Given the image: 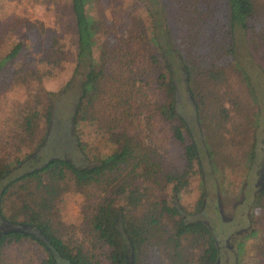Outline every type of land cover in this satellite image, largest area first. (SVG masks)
<instances>
[{
    "label": "rangeland",
    "instance_id": "obj_1",
    "mask_svg": "<svg viewBox=\"0 0 264 264\" xmlns=\"http://www.w3.org/2000/svg\"><path fill=\"white\" fill-rule=\"evenodd\" d=\"M146 1L156 14L158 5L151 0H95L92 12L99 16L103 27L99 34L100 45H108L111 51L114 49L111 45H120L134 31L139 37L147 31L151 39L152 24ZM255 3L256 26L252 42L242 29H237L235 56L228 50L224 34L223 0H211L214 11L205 23H199L202 27L199 34L187 20L175 24L174 36L179 50L173 51L168 59L175 72L178 90L176 108L192 129L202 164V172L191 171L188 185L180 192L176 191V182L168 176L185 172L186 159L181 141L174 136L172 123L164 118L162 108L171 103L165 88L154 82L139 87L140 93L128 121L120 120L121 111L116 113V126L130 128L136 140L146 142L145 151L155 164L153 168H159L152 174L154 182L150 181L152 178L144 179L143 192L147 196L145 205L133 211L137 218L148 206L166 201L169 206L176 205L189 222L207 223L213 235L217 233L221 244L226 245V236L219 230L230 225L223 223L222 216L230 217L234 203L251 198L253 227L236 233L230 264H264V186L258 180L264 177L261 165L264 157V0H255ZM159 36L167 51L169 41L164 35ZM77 40L72 0H0V59L17 43L25 47L18 59L20 62L12 67L18 70L24 66L25 70L13 76L12 69L6 71V68L0 75V167L6 174L0 181V205L4 212H0V229L5 227L3 219L17 228L24 225L22 207L37 191L36 183L32 182L28 188L19 186L2 197L10 180L44 165L53 157L68 159L78 166H89L100 155L123 148V140L118 134L123 128L116 129V138L105 134L108 142L96 145L95 140L93 144L97 129L105 133L108 130L102 117V107L109 98L104 91L98 97L101 100L96 103V114L90 109L89 122L83 126L84 138L95 149L87 147L84 152L73 136L71 111L81 77H77L72 89L67 91L65 87L76 69ZM100 45L96 55L103 58L104 50ZM150 52L151 47L148 54ZM180 53L193 69L191 78ZM55 60L59 64L54 65L52 61ZM137 69L132 67L119 74L122 66L116 65V100L119 104L128 94L126 83L132 80L134 84V78L139 76ZM163 70L153 66L156 75ZM141 78H137V85L146 82L142 83ZM107 79L102 81L105 91L111 85ZM47 91L56 94L52 101L54 128H65L68 136L58 141H44L41 145L48 129ZM35 110L39 113L36 129L34 136L29 137L24 120ZM94 115L100 120L98 123ZM253 150L256 159L252 156ZM17 159L24 162L19 164ZM66 173V180L61 183L63 196L55 203L52 218L64 241L72 245L84 238L82 233H76L84 220L89 198L88 193L76 188L70 172ZM127 179L133 188L141 181L140 177L128 176ZM248 188L252 190L250 195L246 192ZM88 191L89 194L98 192L96 188ZM119 198L121 206L125 203L123 194ZM90 199L97 200V197ZM160 221L165 242L175 233L177 218L163 215ZM181 240L189 264H203L205 243L192 234L184 235ZM171 249L163 245L145 247L143 264H169L167 257ZM44 257L41 248L31 242L6 243L0 252V264H43Z\"/></svg>",
    "mask_w": 264,
    "mask_h": 264
},
{
    "label": "trees",
    "instance_id": "obj_2",
    "mask_svg": "<svg viewBox=\"0 0 264 264\" xmlns=\"http://www.w3.org/2000/svg\"><path fill=\"white\" fill-rule=\"evenodd\" d=\"M151 1L158 5L157 15L147 1L145 5L152 24L151 39L147 31L142 37H139L134 31L124 38L120 45H111L114 49L110 51L108 45H100L99 34L103 27L99 22V16L92 12L95 0H72V12L78 36V51L74 76L65 87L67 91L73 88L77 77H81L79 89L75 93L74 109L71 111L73 136L84 152L87 147L95 149V146H89V142L84 138L86 132H84L83 126L90 119L88 115L92 109L96 114L98 109L96 103L101 100L98 97L104 91L107 92L109 98L102 107L104 111L102 117L105 122L104 127L108 130L105 133L97 129L93 144H95V140L96 145L99 142H108L105 140V134L116 138V129L123 128V131L118 132L123 140V148L120 151L114 150L109 154L100 155L89 166H78L68 159L53 157L44 165L28 170L23 175L10 180L5 185L2 197L19 186L28 188L32 182L36 183L38 192L34 191L31 194L33 197L24 202L22 207L25 216L24 225L20 229L0 234V252L6 243L28 241L40 247L45 254L43 264H130L128 257V244L130 243L134 251L135 264H143V260L146 259L145 247L163 245L172 248L167 257L169 264H189L190 260L182 247L181 239L184 235L192 234L198 238L199 242L205 243L201 258L203 264L217 263L219 251L216 238L207 223L203 221L189 222L176 205L169 206L166 201H163L162 204L155 202L150 205L151 207L148 206L147 211L138 218L133 212L145 205L147 195L143 192V184L145 180L152 178L155 170L159 169L153 168L155 164L152 163V158L145 151L146 142L136 140L130 128L116 126V113L120 111L123 113L124 116L122 113L119 114L120 120L128 121L131 117L136 98L140 93L139 87H145L150 85L149 82H154L164 87L170 97V106H164L162 111L164 118L172 123L174 136L181 141L183 156L186 159L185 172L170 173L168 176L169 180L176 182V191L180 192L188 185V176L191 171L202 172L199 148L193 138L192 129L186 117L176 108L178 90L175 72L168 56L173 51L179 50L176 48L177 43L174 36L176 22L181 23L187 20L188 24L193 26L199 34L202 28L199 23H205L210 12H213L214 9L211 7V0ZM223 3L225 6L224 34L228 50L235 56L237 29H242L246 33L248 41L252 42V33L256 26V3L255 0H223ZM159 34L164 35L169 41L170 46L168 45L167 51L164 50V43ZM99 45L104 50L103 58L96 55V48ZM150 47L151 52L148 54ZM24 51L25 47L21 43L14 45L0 59V75L5 72L6 68H8L6 71L12 69L13 76L15 73L25 70L24 66L18 70L12 68L15 67V63L20 62L18 59ZM180 56L186 63L191 78L193 69L181 53ZM52 62L55 65L58 60ZM117 64L122 66L119 74L130 71L134 67L138 68L137 74L139 75L134 78V84L132 80L126 83L128 94L121 99L120 104L116 100L115 67ZM155 65L165 71H159L156 75L153 71ZM109 70L112 71L109 72ZM108 75L111 78L107 79ZM138 77H142V83L146 82L137 85ZM105 78L111 84L107 91L102 83ZM250 83L251 80L248 84L250 85ZM46 95L45 103L49 102L47 106L48 129L41 145L44 141H58V139L62 140L61 138L65 135L68 136L65 128H56V130L54 128L52 117L54 103L52 101L56 94L47 91ZM38 114V111L35 110L25 116L24 128L29 137L34 136ZM93 117L97 120L96 123L100 121L96 115ZM255 154L256 151L253 150L254 159H256ZM16 162L22 164L24 161L20 162L17 159ZM67 171L73 176L76 188L80 192L88 193L87 198H89L84 209V220L76 233V235L82 233L84 238L72 245L64 241L62 234L55 228L52 218L55 214L53 213L55 203L63 196L64 188H61V183L65 182ZM5 175L0 167V181ZM128 176H133L134 179L140 177L141 181L137 182L133 188L132 182L127 179ZM153 178L150 180L151 182H154ZM89 188H96L98 192L89 194L91 193L88 191ZM121 194H123L125 203L120 206L119 197ZM91 197H97V200H91ZM0 212L4 213L2 204ZM163 215L177 218L175 233L171 234L165 242L163 241L164 231L160 227V219Z\"/></svg>",
    "mask_w": 264,
    "mask_h": 264
},
{
    "label": "flooded vegetation",
    "instance_id": "obj_3",
    "mask_svg": "<svg viewBox=\"0 0 264 264\" xmlns=\"http://www.w3.org/2000/svg\"><path fill=\"white\" fill-rule=\"evenodd\" d=\"M258 180H260L258 178ZM259 183H256V186H258ZM248 195L252 193V190L248 188L246 191ZM206 202V200H205ZM252 200L250 197H247L245 199H240L238 202L234 203L231 209L232 215L230 217H226L225 215L222 216L223 223L230 225L228 228H221L219 230L220 234H223L226 236V245L221 244V241L219 240L217 233H215L214 237L216 238V244L219 251V257L216 264H230L233 260V255L235 252L234 244L232 243L233 238L235 237L236 233L244 232L245 230H251L252 228V216L251 211L253 209V206H251ZM223 208V207H222ZM4 220L5 227L0 229V233H4L6 231H9V225H13L12 222H9L6 219ZM245 225L244 227L240 228L241 226ZM211 227V226H210ZM225 253H224V252ZM229 252H231L229 254ZM237 260V259H236Z\"/></svg>",
    "mask_w": 264,
    "mask_h": 264
},
{
    "label": "water",
    "instance_id": "obj_4",
    "mask_svg": "<svg viewBox=\"0 0 264 264\" xmlns=\"http://www.w3.org/2000/svg\"><path fill=\"white\" fill-rule=\"evenodd\" d=\"M261 165L264 168V157H263V160L261 162ZM260 181H261L262 185L264 186V177H261L260 178ZM8 227L10 228L9 230H17V229H20V227L17 228V227H14L12 225H9ZM128 257H129L130 264H135V262H134V251H133L132 245L130 243L128 244Z\"/></svg>",
    "mask_w": 264,
    "mask_h": 264
}]
</instances>
